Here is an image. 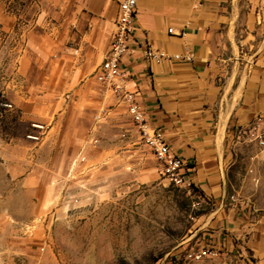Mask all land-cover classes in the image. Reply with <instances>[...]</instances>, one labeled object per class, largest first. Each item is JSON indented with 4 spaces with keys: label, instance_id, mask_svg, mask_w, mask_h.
Here are the masks:
<instances>
[{
    "label": "rangeland",
    "instance_id": "1",
    "mask_svg": "<svg viewBox=\"0 0 264 264\" xmlns=\"http://www.w3.org/2000/svg\"><path fill=\"white\" fill-rule=\"evenodd\" d=\"M2 1L36 24L39 0ZM18 55L0 34V264L255 263L220 248L218 258L188 261L190 250L216 246L213 202L163 177L110 93L77 99L65 85L54 93L36 68L27 82ZM243 56L229 70L238 79L247 72ZM259 148L240 139L228 176L238 199L264 212Z\"/></svg>",
    "mask_w": 264,
    "mask_h": 264
},
{
    "label": "crops",
    "instance_id": "2",
    "mask_svg": "<svg viewBox=\"0 0 264 264\" xmlns=\"http://www.w3.org/2000/svg\"><path fill=\"white\" fill-rule=\"evenodd\" d=\"M121 1L39 0L30 27L0 0V34L19 49L27 82L36 68L40 84L54 93L65 85L74 98L104 99L108 92L95 75ZM134 36L133 51L122 58L130 74L125 87L138 92L149 127L163 130L195 188L213 202V242L223 257L248 254L252 264H264V212L240 201L228 176L232 150L248 141L241 132L264 119V0H142ZM147 48L194 57L155 62L145 57ZM238 53L247 71L239 79L229 73Z\"/></svg>",
    "mask_w": 264,
    "mask_h": 264
},
{
    "label": "built area",
    "instance_id": "3",
    "mask_svg": "<svg viewBox=\"0 0 264 264\" xmlns=\"http://www.w3.org/2000/svg\"><path fill=\"white\" fill-rule=\"evenodd\" d=\"M142 0H122L119 3L118 16L112 34L108 51L103 63L96 72L95 78L111 96L124 105L129 116L138 127L146 146L151 150L156 161L160 164L161 174L170 183L185 188L189 193L202 201L204 197L196 191L192 179L187 175L186 165L181 157L170 149L162 129H151L148 125L147 114L139 102L138 92L129 91L125 81L130 78L127 69L122 67V58L133 51L134 35L136 31V13ZM145 57L161 62L168 59L185 60L191 62L193 54L185 57L180 55L169 56L161 51L147 48ZM241 134L250 142H256L264 151V119L259 118ZM233 199V198H232ZM199 202V201H198ZM220 251L217 245L190 250L186 258L188 261H203L206 258H218Z\"/></svg>",
    "mask_w": 264,
    "mask_h": 264
},
{
    "label": "trees",
    "instance_id": "4",
    "mask_svg": "<svg viewBox=\"0 0 264 264\" xmlns=\"http://www.w3.org/2000/svg\"><path fill=\"white\" fill-rule=\"evenodd\" d=\"M196 191H198V190L196 189Z\"/></svg>",
    "mask_w": 264,
    "mask_h": 264
}]
</instances>
